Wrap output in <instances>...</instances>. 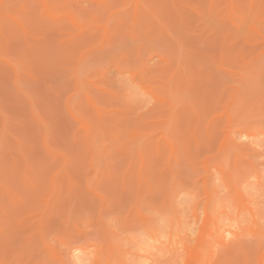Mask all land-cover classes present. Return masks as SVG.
Returning <instances> with one entry per match:
<instances>
[{"label": "rangeland", "instance_id": "rangeland-1", "mask_svg": "<svg viewBox=\"0 0 264 264\" xmlns=\"http://www.w3.org/2000/svg\"><path fill=\"white\" fill-rule=\"evenodd\" d=\"M0 264H264V0H0Z\"/></svg>", "mask_w": 264, "mask_h": 264}, {"label": "bare ground", "instance_id": "bare-ground-1", "mask_svg": "<svg viewBox=\"0 0 264 264\" xmlns=\"http://www.w3.org/2000/svg\"><path fill=\"white\" fill-rule=\"evenodd\" d=\"M196 255V254H195ZM196 257V256H195ZM194 259V258H193ZM196 260V259H195ZM196 262V261H195Z\"/></svg>", "mask_w": 264, "mask_h": 264}]
</instances>
